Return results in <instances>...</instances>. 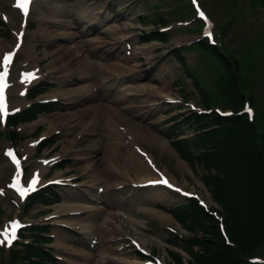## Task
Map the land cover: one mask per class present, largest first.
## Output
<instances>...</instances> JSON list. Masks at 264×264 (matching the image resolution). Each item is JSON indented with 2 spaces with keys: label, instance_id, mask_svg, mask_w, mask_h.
<instances>
[{
  "label": "rangeland",
  "instance_id": "374dc122",
  "mask_svg": "<svg viewBox=\"0 0 264 264\" xmlns=\"http://www.w3.org/2000/svg\"><path fill=\"white\" fill-rule=\"evenodd\" d=\"M3 1H6L3 9L11 18L3 20V24L0 21L3 26L0 41L9 49V40L2 35L15 41L20 14L12 7L11 0ZM201 1L213 21L216 38L213 45L204 37V23L195 16L189 0H37L26 33L27 47L19 52L14 69L18 72L20 67L35 64L40 79L53 82L45 97H61L65 103L60 106L74 108L71 112L77 111L75 107L79 103L70 100L81 91L82 84L89 83L87 80L98 85L107 84V81L114 83L110 91L113 102L126 105L130 100L137 104L141 107L138 110L143 109L144 115L163 134L169 132L177 136L183 131L186 142L192 144L188 148L190 163L158 151L155 162L162 169L167 167L179 178L176 181L180 185L198 193L210 208L226 216L217 191L223 194L227 191L215 183L223 172L211 162L217 154L211 152L207 156L209 152L204 153L199 144L205 142L213 146L228 133L223 138L231 140L232 151L255 160L253 153L250 156L253 146L236 136L238 131L232 128L244 123L245 119L224 122L228 117L222 118L215 112L202 115L197 111L199 107L236 108L232 99L238 89L253 93L254 102L248 100L255 104L256 128L262 135L260 154L264 160V0ZM10 32H14L13 36ZM143 38H147L146 41H142ZM125 41L133 44L129 54L123 49ZM103 48V53H108L107 59L98 54ZM101 66L105 72L99 68ZM129 85L133 89H129ZM123 89L126 93H122ZM12 95L17 96L16 89ZM220 99H224L222 104ZM29 101L28 98L26 103ZM99 112L90 113L88 117L95 118ZM46 120L43 131L53 134L48 141L38 143L40 148L28 155L27 163L23 164L30 169L25 181L33 173H40L42 166L46 168L44 183L67 174L59 167V161L47 159L56 162L41 165L42 159H37L60 152V157L68 162L69 145L63 141L68 138V120L65 131L54 122V117ZM14 121L12 118L9 124ZM214 123L218 126H212ZM178 124L182 128L172 134L171 125ZM29 125L32 124H22L24 134H13V143L19 137L24 152L29 151L27 144L42 133L37 129L33 135H27L31 130L27 128ZM56 128L64 131L61 132L64 138L55 142L53 150H45L43 146L50 144L51 139H58L54 133ZM245 145L250 147L249 151ZM122 152L127 149L105 143L91 158L100 169L108 172V177H114L112 181L119 177L106 168V161L123 165L134 176L145 172L143 166L132 162L137 161L136 158L131 159L132 164L117 161ZM180 161L185 166L183 170L179 167ZM205 180H209L210 185ZM157 191L158 195L151 202L163 201L169 209L151 207L148 212L134 210L133 216L117 217L95 215V210L88 209L92 203H86L85 199L68 203L62 195L52 198L45 191L25 203L8 187L0 196V227L6 226L15 216L22 217L27 227L18 244L11 247L0 244V264H141L145 258L132 245L131 237L142 240L150 254L159 255L166 264H205L199 262L197 256L206 264H236L229 251L217 248L220 235H225L217 221L205 214L201 216L196 202L187 204L181 195L163 188ZM221 220L220 216L219 223ZM147 221L149 226L157 228L150 231ZM87 230L95 234L99 243L93 242L92 235L83 234ZM204 238L209 239L208 244L202 242ZM210 239L218 244L210 245ZM256 244L255 252L259 255H255L261 260L255 261V257L245 253L240 264H264V241H256Z\"/></svg>",
  "mask_w": 264,
  "mask_h": 264
},
{
  "label": "trees",
  "instance_id": "16d2710c",
  "mask_svg": "<svg viewBox=\"0 0 264 264\" xmlns=\"http://www.w3.org/2000/svg\"><path fill=\"white\" fill-rule=\"evenodd\" d=\"M246 132L253 141H256L257 131L254 125L249 124ZM252 146L251 150L248 146L245 148L247 151L250 150V156L252 153L254 154L255 160L243 154L233 153L228 158L222 159V157H219L215 161V164L223 172L217 183L222 184L227 191V194L221 192L218 196L228 212V222L229 225L231 224V230L232 227H235L230 236L237 249L228 245L222 235H220L217 248L229 251L236 264H240L241 259L245 257V253H254L257 245L256 241L260 243L264 241V198L260 202L258 201L259 187L264 186V160L262 154H260L261 145L255 143ZM198 206L200 208L198 212L204 211L201 205ZM258 209H262V212ZM208 218L215 220L211 215H208ZM254 224L261 227L254 229ZM210 244L216 246L218 243L214 241Z\"/></svg>",
  "mask_w": 264,
  "mask_h": 264
},
{
  "label": "snow or ice",
  "instance_id": "6c2138e0",
  "mask_svg": "<svg viewBox=\"0 0 264 264\" xmlns=\"http://www.w3.org/2000/svg\"><path fill=\"white\" fill-rule=\"evenodd\" d=\"M193 2L196 3V0H193ZM30 3H31V0H16V5L22 9V13L25 16H27L29 12ZM198 15L207 19L205 17V14L202 11L198 10ZM20 35H22V33ZM206 35L211 37L212 33L209 31L208 33H206ZM17 47H19V45H17ZM13 55H14V52H8L7 54L3 56V70L0 71V116L8 115V105H7V101L5 97V88L7 87L6 81H7V77L9 74V65L11 64ZM35 78H36L35 73L23 74V81L25 83L30 82L32 79H35ZM247 110L250 112V109H247ZM7 154L12 158L13 162L17 165V177L14 180L13 184L10 186L13 188H16L17 191L20 193L21 197H23L27 195L29 191L35 190V186L38 183L39 174L36 173L33 175V178L31 181H29L27 188L20 186L19 185L20 161L16 158L12 150H9ZM157 182L163 183V184L168 185L169 187H172V185H170L166 179L157 181ZM10 224H11L10 230H9V227L6 226L5 229L2 232H0V237H2V239H0V244L7 242L8 245H11L13 240L16 239L17 230L20 227H22L19 221H12L10 222Z\"/></svg>",
  "mask_w": 264,
  "mask_h": 264
},
{
  "label": "bare ground",
  "instance_id": "6f19581e",
  "mask_svg": "<svg viewBox=\"0 0 264 264\" xmlns=\"http://www.w3.org/2000/svg\"><path fill=\"white\" fill-rule=\"evenodd\" d=\"M34 2H36V0H33L32 1V3H34ZM34 6H36V4H34ZM21 47H23V48H25L26 47V43H25V41H23V43H22V46ZM23 85H21L20 87H22ZM11 86H8V88H7V91H10V88ZM24 87V86H23ZM119 156V155H118ZM132 158H136L137 159V162L138 163H140V164H142V166L144 167V169H146V171L147 172H149L148 174H147V176H150V175H152L153 173V171H151V168H149L148 166H149V164H147L144 160H143V158L141 157V156H138V155H135V154H132V153H130L129 154V156L127 155V160L128 161H130L131 162V159ZM138 167H141V166H138ZM133 171V170H132ZM136 174V173H135ZM138 174V173H137ZM143 177V176H142ZM153 178H158V177H156V176H150V177H148L147 179H153ZM171 178V177H170ZM146 179V180H147ZM172 180V179H171ZM85 227V226H84Z\"/></svg>",
  "mask_w": 264,
  "mask_h": 264
}]
</instances>
